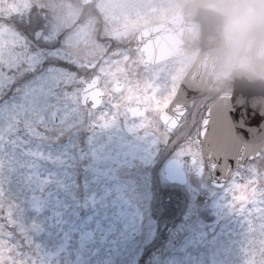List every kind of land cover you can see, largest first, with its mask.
Returning <instances> with one entry per match:
<instances>
[{
	"label": "rangeland",
	"instance_id": "374dc122",
	"mask_svg": "<svg viewBox=\"0 0 264 264\" xmlns=\"http://www.w3.org/2000/svg\"><path fill=\"white\" fill-rule=\"evenodd\" d=\"M183 1L101 0L85 7L83 0H0L2 16L21 13L39 18L48 33L46 39L59 41L71 61L50 66L63 81L53 92L55 100L36 96L37 78H17L14 88L11 82L0 81V182L21 205L23 224L29 229L38 226L32 238L54 256L55 264H115L118 258L121 264H133L124 258H131L139 247L135 237L142 243L148 240L141 232L148 188L121 180L132 159L126 133L134 130L145 135L154 129L149 124L157 117L155 110L171 104L195 56L148 67L140 52L126 51V42L134 31L169 20ZM116 43L122 47L113 48ZM236 67L232 61L221 60L211 78L219 83ZM92 73L101 74L107 100L97 109L72 106L74 91ZM25 100L28 108L21 111ZM34 100L36 111H32ZM133 106H145L150 112L143 119H133L128 114ZM105 120L110 122L109 129L102 128ZM143 142L145 151L150 145ZM80 149L85 151L83 158ZM113 163L121 167L122 176H117ZM133 195L142 214L130 208ZM225 202L221 195L212 207ZM227 223L220 231L213 227L214 232L211 228L207 234H197L191 244L205 235L210 246L219 242V233L228 242L242 240L241 229Z\"/></svg>",
	"mask_w": 264,
	"mask_h": 264
},
{
	"label": "snow or ice",
	"instance_id": "6c2138e0",
	"mask_svg": "<svg viewBox=\"0 0 264 264\" xmlns=\"http://www.w3.org/2000/svg\"><path fill=\"white\" fill-rule=\"evenodd\" d=\"M47 35L44 23L32 15L8 19L0 15V81L11 82L14 88L17 78H37L36 96L57 99L53 92L63 81L50 66L71 61L59 41L52 42ZM80 83L83 87L74 91L69 103L87 110L95 104L90 97L93 88L89 81ZM253 95L243 93L241 103L237 93L228 101L231 107L226 114L207 105L178 103L167 123L140 138L155 148L168 149L177 167L190 165L213 183L239 219L243 238L239 243L250 258L245 264H264V113L251 106ZM28 103L24 101L21 111ZM28 114L25 111V117ZM103 123L108 127L110 122ZM20 216L21 205L0 182V264H55L54 256L32 238L38 226L29 229Z\"/></svg>",
	"mask_w": 264,
	"mask_h": 264
},
{
	"label": "flooded vegetation",
	"instance_id": "af4514ba",
	"mask_svg": "<svg viewBox=\"0 0 264 264\" xmlns=\"http://www.w3.org/2000/svg\"><path fill=\"white\" fill-rule=\"evenodd\" d=\"M199 51L200 49H195L183 57L166 61L183 60L189 56H196ZM191 62L187 64V67ZM216 85L217 83L210 77V88H215ZM230 94L231 90H225L220 96L226 97ZM215 99L217 97L213 95L201 104L203 97L199 96L189 100V105L209 106ZM145 110L144 115L131 116L130 113L128 114L133 119H143L150 112L147 107ZM164 110L165 108L155 110L157 117L150 119L149 126L154 125V129L159 130L163 122L161 115ZM138 133L134 130L126 133L130 138V143L126 146L131 148L132 159L129 161V170L123 174L121 180L132 186L145 184L148 188L146 194L148 210L138 206L137 202L135 203L134 195L131 201L133 206H130L131 209H136V213L142 214L143 211L144 214L141 216L142 219L143 216L145 219L141 225V232L146 234L148 240L142 243L139 241L140 237H135V240L139 242V247L131 253V258L124 259L133 264H177L178 262L184 264H245V260L250 258L245 256L242 243L239 241L228 242L227 236L222 233L218 232L219 242H213L210 246L205 243L207 238L203 239L205 235L191 244L192 240L197 238V234H207L209 229L213 230V227H217V230L220 231L225 220L229 221L228 225L234 226V230L241 229L239 219L228 207L227 202L212 207L222 194L216 191L211 181L199 176L190 165L177 167L173 163V155L166 148H155L150 145L144 151L142 145L145 143L140 138L144 135ZM80 151L83 158L85 151L83 149ZM112 166L117 176H122L121 167L119 168L115 163ZM141 209L143 210L141 211ZM238 239L239 237H237ZM189 242L190 248H186L185 246ZM121 261V258H118L114 263L117 264Z\"/></svg>",
	"mask_w": 264,
	"mask_h": 264
},
{
	"label": "water",
	"instance_id": "95a60500",
	"mask_svg": "<svg viewBox=\"0 0 264 264\" xmlns=\"http://www.w3.org/2000/svg\"><path fill=\"white\" fill-rule=\"evenodd\" d=\"M98 0H86V2ZM194 7H197L195 10ZM191 11L194 12L191 14ZM202 22L201 39L197 41L192 35L190 30L195 24L197 17ZM158 29L143 30L134 35V38L130 41L131 46L134 48H142L141 45L144 39H149L152 43V51L147 53L146 63L156 62L173 56L174 54H182L188 52L187 46L195 48V45H200L203 49L198 55L194 65L189 71L186 78L183 80L179 92L173 101L172 105L165 111V116L173 110L174 106L178 103L187 104L190 98L208 93L209 97H206L201 104L210 99L211 96L217 95L225 90V88H232V97L237 93L241 94L240 102H244L245 97L243 93H253L251 98V106L264 113V79H251L245 72L241 71L238 67L233 71L232 75L227 78L223 83L217 86L214 91H209L206 79L213 71L220 58L213 52V22L210 17L205 15L199 10V5L196 0H187L175 19L171 22L156 27ZM146 41V40H145ZM178 51L177 53L167 52ZM155 56V54H157ZM97 78L90 82L89 86L93 88L90 97L95 100L93 106H97L102 102L100 92L97 87ZM103 95V94H102ZM232 97H224L219 99L211 107L217 110H223L226 114V109L231 107L228 101Z\"/></svg>",
	"mask_w": 264,
	"mask_h": 264
},
{
	"label": "clouds",
	"instance_id": "9594fccd",
	"mask_svg": "<svg viewBox=\"0 0 264 264\" xmlns=\"http://www.w3.org/2000/svg\"><path fill=\"white\" fill-rule=\"evenodd\" d=\"M213 22V52L264 79V0H196Z\"/></svg>",
	"mask_w": 264,
	"mask_h": 264
}]
</instances>
